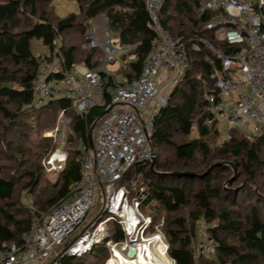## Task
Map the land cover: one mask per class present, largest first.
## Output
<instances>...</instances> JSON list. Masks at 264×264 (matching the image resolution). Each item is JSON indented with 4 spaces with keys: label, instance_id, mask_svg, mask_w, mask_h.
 I'll return each mask as SVG.
<instances>
[{
    "label": "trees",
    "instance_id": "1",
    "mask_svg": "<svg viewBox=\"0 0 264 264\" xmlns=\"http://www.w3.org/2000/svg\"><path fill=\"white\" fill-rule=\"evenodd\" d=\"M51 1L0 0V127L3 119L13 116L12 106L22 112L24 109L49 111L46 125L49 127L56 126L58 114L64 111V115L71 118L77 138L89 144L94 138L93 127L97 128L104 116V108L94 107L80 114L74 111L72 100L65 97L26 107L34 97V81L41 57L36 44L42 41L53 54L54 39L58 36L65 67L73 69L82 62L91 69L100 70L109 98L116 79L100 67L104 52L99 48H85L82 44H67L66 32L78 27L80 32L86 33L85 26L89 22L105 16L118 44L132 46L123 57L125 81H116L119 83H126L141 73L157 33L151 25L147 0H76L80 13L64 18L58 16L56 20L48 11ZM202 1L163 0L164 26L176 37L189 38L200 33L226 52L240 49L218 41L213 31L203 29L211 15H198ZM78 16H82L83 21L78 20ZM192 60L189 72L173 88L167 104L157 113L151 131L156 159L154 170L150 167L149 172H145L143 184L147 197L142 207L153 217L154 224L159 223L162 215L165 217L162 231L175 264H264V132L248 135L249 131L234 128L231 140L220 144L221 134L216 126L205 123L207 113L204 110L210 85L208 78L220 63L208 62L205 51L192 52ZM62 76L58 73L50 78L62 79ZM178 137L183 140L178 141ZM72 141L66 143L65 150L71 152L54 183L47 179V184L38 188V173H28L27 192L34 197L33 208L15 200L19 181L6 173L9 169L0 163V247L6 243H21L36 213L48 211L69 197L80 177L79 151L67 148ZM37 145L47 151L46 154L55 149L51 138H43ZM0 146V154L15 155L11 144ZM19 150L22 151V147H17L16 151ZM31 156L39 158L38 153ZM149 165L143 162L133 165L123 182L130 184L135 174H142ZM166 172L175 174H164ZM226 172L234 177L228 180ZM130 190L132 196L137 194L136 189ZM200 221L204 225L201 231ZM203 235L216 242L212 257L196 254ZM111 237L114 240L124 238L116 222ZM101 254H107L106 259L109 257L106 245H97L82 257L65 256L62 264H86L90 257Z\"/></svg>",
    "mask_w": 264,
    "mask_h": 264
},
{
    "label": "built area",
    "instance_id": "2",
    "mask_svg": "<svg viewBox=\"0 0 264 264\" xmlns=\"http://www.w3.org/2000/svg\"><path fill=\"white\" fill-rule=\"evenodd\" d=\"M163 0H147V10L157 38L143 64L141 73L126 83L114 82L110 97L106 96L100 70L87 66L65 67L58 36L54 39V53L43 55L34 81V97L26 107L42 105L58 98L72 100L74 111L83 114L94 107L109 109L99 121L93 146L82 142L78 147L80 177L74 183L69 197L48 211L36 213L21 243L0 247V264H41L49 259L55 248L64 246L50 264H62L65 256L82 257L97 245H106L109 257L117 251L128 256L134 240L143 242L150 232L160 231L161 224H154L153 217L142 210L147 197L142 174L132 179L137 194L123 182L126 174L137 163L153 162L154 151L151 131L159 110L168 102L169 95L159 90L160 81H168L170 91L181 82L192 66V52H206V60L220 63L208 78L209 90L204 107L208 126H216L223 141L232 138L231 130L243 129L254 134L264 132V0H203L198 15H211L204 28L214 32L215 39L240 49L226 52L216 42L195 33L193 36L176 37L163 24ZM100 23L102 24L100 26ZM108 28L107 18L94 20L92 32L86 35L89 48L104 52V71L118 58L128 55L132 46L119 45ZM62 74L65 89L50 85V76ZM170 93V92H169ZM61 116L64 111H61ZM225 127L229 129L224 134ZM60 151L63 159L53 162ZM50 157L49 171L66 166L67 152L57 148ZM103 194V210L98 221L74 233L85 220L95 203L99 190ZM27 204L33 208L30 193ZM110 217L101 221L105 213ZM100 220V221H99ZM118 223L124 238L114 240L107 223ZM135 247V246H134ZM136 248V247H135ZM216 242L205 236L197 246V255L212 257Z\"/></svg>",
    "mask_w": 264,
    "mask_h": 264
},
{
    "label": "rangeland",
    "instance_id": "3",
    "mask_svg": "<svg viewBox=\"0 0 264 264\" xmlns=\"http://www.w3.org/2000/svg\"><path fill=\"white\" fill-rule=\"evenodd\" d=\"M49 6L50 7H48L49 8L48 11L50 13V17L54 18L55 20L58 18V16L64 18L70 15L71 13H75V12L76 14L80 13L79 12L80 8L77 7L79 6V4L77 3L76 0H52ZM79 19L83 21L84 18H82V16H78V20ZM93 25H94V21L89 22V24L85 26L87 29L86 33L80 32L78 27H76L78 31L75 29L74 31L70 30L66 32L65 40L67 44H75L78 46L82 44L83 47L89 48L87 46L86 35L92 32ZM81 34L83 35L81 36ZM113 39L115 42L117 41L116 36H113ZM35 48H39V44H36ZM104 61L105 60H103L102 63H104ZM120 65H121V61H120V58H118V61L114 65H109L108 69L111 71H117ZM168 81H160L158 85H159V90L161 93L170 95L172 90L170 91L168 88H166L168 85ZM50 82H51L50 85L53 86L54 81L51 80ZM11 109H12L11 115L13 116L10 119L2 120L3 126L0 127V141H1L0 144L1 145L6 144L7 146H10L11 144L10 149L13 151L12 153L15 155L12 157L10 156L6 157V155L0 154V163L1 165H4L5 167L9 169L6 173L12 174V177L14 176L19 181L18 187H17V195L15 197V200L18 202L21 200L26 206H28L27 197H26V194L28 193L27 191H29V188H28V184H29L28 175L29 174L28 173L30 171H34L38 173V178H39L38 188H41L42 186L46 185L47 179L51 183H54L58 176L57 174L59 173L60 170L49 171L47 169V166L50 165L49 160L52 154L56 152L57 148H60L61 144H64L66 146V143L70 140H73V141L68 143L67 148L73 149V150L78 149V147L81 145L83 141L79 137L77 138L76 134L74 133L71 118L68 115L61 116V113H59L56 126L49 127V126H46L47 121H48L47 116L49 114V111L44 112L42 111V109H35L30 112L24 109L22 112V111H18L16 106H12ZM17 122L20 123L21 126ZM15 123L18 125L16 126ZM39 124L41 125L39 126ZM93 130H94L93 135L95 136L97 134V128L94 129L93 127ZM228 131L229 129L225 127L224 134H227ZM250 134L251 133L248 132V135ZM43 138H51L52 144L54 143L55 149H53L51 152H48V154H46L47 151H43L42 148L41 147L39 148L37 145ZM2 139H5V140H2ZM221 139L222 138H220L219 141ZM177 140L180 141V140H183V138L178 137ZM17 147L18 148L22 147V151L19 150L20 152H17L16 151ZM66 152H67V156H69V152H71V150H68ZM34 153L39 154L38 159L35 156L34 157L31 156V154H34ZM19 161L20 163L17 164V162ZM150 167L151 165L145 168V171L142 173V179H145V176H146L145 172L148 173L150 170ZM12 169H15V170H12ZM12 172H16V173L13 174ZM139 174L141 173L135 174L134 179H136L139 176ZM224 175L225 177L228 178V180L234 177V175H231L229 172L224 173ZM225 182H227V180H225ZM120 184H125V183L122 182ZM127 186L130 189L134 188V186L131 184H128ZM33 198L34 197H32V199ZM102 202H103V194H102V190L100 189L98 192V196L95 199L94 206L89 211L85 220L78 226L77 231L74 233V237H77L82 231H84L87 228H90L91 230L94 229L93 227H90V226L93 222L98 221V217L100 216L103 210ZM141 208L144 211L143 207ZM144 212L147 213L146 211ZM110 216L111 214L106 212L100 220L103 221ZM164 222H165V217L162 215V218L158 224H161L160 229L163 235L165 236L164 232L162 231V226ZM201 222L202 221L198 223V227L200 228L199 231H201V229H204L203 227L204 225ZM107 225H108V229L110 230V233L113 234V231L115 228V222L110 221L107 223ZM155 232H157V230L150 232V235ZM205 236L206 235H203L202 238H204ZM198 237H199V234H198ZM64 248H65V245L55 248V250L51 254V257L49 259L41 261V264H50L57 257L58 253L64 250ZM196 254L198 253L196 252ZM167 255L170 258V264H175L174 260L170 257L168 252H167ZM106 257H107V254H101L100 256H97V257L96 256L90 257L87 260L86 264H104Z\"/></svg>",
    "mask_w": 264,
    "mask_h": 264
},
{
    "label": "bare ground",
    "instance_id": "4",
    "mask_svg": "<svg viewBox=\"0 0 264 264\" xmlns=\"http://www.w3.org/2000/svg\"><path fill=\"white\" fill-rule=\"evenodd\" d=\"M55 154V157L52 158L54 163L58 158L63 159L64 154L62 152L57 151ZM133 244L137 249L135 257H129L117 251V257L114 256L109 259L106 264H170V258L167 255L169 245L162 232L153 233L143 242L134 240Z\"/></svg>",
    "mask_w": 264,
    "mask_h": 264
},
{
    "label": "crops",
    "instance_id": "5",
    "mask_svg": "<svg viewBox=\"0 0 264 264\" xmlns=\"http://www.w3.org/2000/svg\"><path fill=\"white\" fill-rule=\"evenodd\" d=\"M78 8H79V6H77ZM76 13V12H75ZM99 17H103V16H99ZM98 18V17H97ZM116 40H117V37H116ZM117 42V41H116ZM118 43V42H117ZM38 44H39V48H37V51L41 54V56H43V55H48V54H50V48L48 47V46H45L44 44H43V42L42 41H39L38 42ZM120 58V57H119ZM130 58V57H129ZM104 60H105V58H104ZM129 60V59H128ZM127 60V61H128ZM118 61V60H117ZM116 61V62H117ZM120 61H121V65H120V67H119V69L117 70V71H111V70H109L108 69V74H110V75H112V76H114L115 77V79H116V81H119V82H124L125 81V76H124V73H123V67H124V60H123V58H120ZM116 62H114V63H110L109 65H114ZM104 64H105V61H104V63L102 64V66H100L101 67V69H103V67H104ZM109 65H108V67H109ZM76 66H80V67H82V66H86L84 63H82V62H79V64H76ZM75 66V67H76ZM52 81H54V83H53V86L56 88V87H59L62 91L65 89V86H64V84L62 83V81H61V79H57V78H52Z\"/></svg>",
    "mask_w": 264,
    "mask_h": 264
},
{
    "label": "water",
    "instance_id": "6",
    "mask_svg": "<svg viewBox=\"0 0 264 264\" xmlns=\"http://www.w3.org/2000/svg\"><path fill=\"white\" fill-rule=\"evenodd\" d=\"M103 17L106 18L105 16H103ZM108 111H109V109H106L104 114H106ZM91 144H92V146L94 145L93 144V140L91 141ZM64 147H65L64 144L60 145L61 149H64ZM155 159H156V152L154 151V158H153V162L151 164L152 170H154V161H155ZM164 174H175V172H166ZM127 254H128L129 257H135L137 255V249L134 246H130Z\"/></svg>",
    "mask_w": 264,
    "mask_h": 264
}]
</instances>
